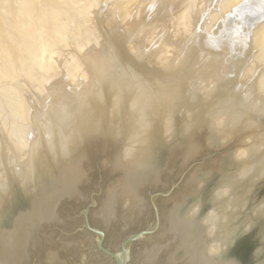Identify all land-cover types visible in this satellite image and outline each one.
<instances>
[{
	"label": "water",
	"instance_id": "water-1",
	"mask_svg": "<svg viewBox=\"0 0 264 264\" xmlns=\"http://www.w3.org/2000/svg\"><path fill=\"white\" fill-rule=\"evenodd\" d=\"M97 81L98 99L67 116L47 111L51 151L38 127L26 178L0 135V264H264L255 208L264 188L245 193L250 183L237 172L246 163L232 156L264 145L242 142L264 131V117L233 109L241 122L217 131L205 100L180 98L162 129L160 117L132 115L122 89L114 107L104 77ZM244 119L260 129H242ZM223 188L226 196L214 195Z\"/></svg>",
	"mask_w": 264,
	"mask_h": 264
},
{
	"label": "bare ground",
	"instance_id": "bare-ground-1",
	"mask_svg": "<svg viewBox=\"0 0 264 264\" xmlns=\"http://www.w3.org/2000/svg\"><path fill=\"white\" fill-rule=\"evenodd\" d=\"M23 1H26V0H23ZM22 1V2H23ZM28 1V0H27ZM27 1H26V4H27ZM51 1V0H50ZM53 1V0H52ZM75 1V0H74ZM89 2H88V4H87V2H85L86 4H87V6H86V4L83 6V5H79L80 6V8H84L85 6V9L86 10H90L91 9V12L93 13V14H95V15H97V13H99L100 11H101V13H104V18L102 17V18H100V20L102 21V23H101V21H100V23H101V25H103V27L101 28V29H105V27L107 26V25H112L113 24V22H114V24H115V20L112 18V11L113 10H111L110 8H112V5L110 6V4L109 5H106L104 8H102V5H101V3L100 2H98L97 0H88ZM101 2H102V0H100ZM126 1H128V0H126ZM134 1V0H133ZM137 1V3H139V2H141L142 4L144 3V4H149V5H147V6H150V8H152V14H151V10H150V8H149V10H148V8H147V6H145L144 4V6H145V10L147 11H149L148 12V15H146V11L144 12H142V14L143 13H145L144 14V17L142 18V14H141V17L138 15L139 13V11H138V9L139 8H137L136 10H135V7H136V5H135V7H134V9H132V10H130V8H129V10L131 11V12H133L134 10H135V12L137 11V13H136V15H137V18H136V15H133V18H132V16H131V20L133 21V19H134V16H135V18L136 19H138V20H136V19H134V21H135V24H132V23H130V22H132V21H130L129 22V20H128V23H130V24H132V25H129V24H126V23H122L121 22V24H118L117 22H119L118 20V17H117V21H116V23H117V26H116V30H117V35H115L116 33L113 31V36L115 35V36H117V37H120L121 35H126V38L127 39H125V37L124 36H122V38H121V41H123L124 39H125V41L127 42V41H129L128 43V45L127 46H129L130 45V42L132 43V46H133V48H134V51L136 50L137 52H134V53H138V51H139V53L138 54H140L141 55V53H140V51L142 50V52H144V51H148V48H147V46H149V41H148V39H149V37L148 36H146V34H147V32L148 31H150L151 30V32H150V34L152 35V33L153 32H155V33H153V37H152V39H149L150 41L151 40H153V38H154V41H152V42H154V43H156V44H152V43H150V46L149 47H154V45H156V49H154V48H151V49H153V51H156V54L158 53L159 54V52L161 53V54H163V50L164 49H166V48H169V49H172L173 47H177V44H178V41L177 42H175V40L174 41H172V39H173V37L171 38V36L172 35H177L178 37L179 36H181V35H183V38H186L187 37V39H188V41L189 42H191V40H192V42L190 43V44H188L189 42H187V43H184V42H186L187 41V39H186V41H184V42H182L181 41V43H184V47H185V49H183V48H181V51L179 52V49H178V52L177 53H175L174 52V54L172 53V57L170 56V58H168L169 60H170V64H175L177 61H179L180 59H181V61L182 62H177V64L178 63H182V65L184 66V65H187L186 66V68H189L190 67V65H192L191 63H194V65H197L196 66V70L197 71H199L200 72V74H199V80L201 79L202 80V82L204 81L205 82V80H207L209 77H212L211 79H210V81L211 82H209V84H210V86H209V88L207 87V85H209L208 84V82H205V83H202V82H198L199 80L197 79V78H195V77H197V76H195V77H193V78H195V79H197V82L198 83H202V84H200V85H202V87L199 85H197L199 88H200V92L198 93L199 94V96H201V98H205V97H207V96H209L208 95V93H214V97H213V100L214 101H212L211 103H212V106H214L213 107V111L215 112V116L214 117H211L210 116V120L208 121V124H209V126L212 128V126L211 125H215V127H218V128H220V129H217V131H222V130H224V128H225V124L227 123V122H231V121H233L231 118L234 116V113H232L231 111L233 110V109H242V110H250V111H252V112H254V111H260V112H264V0H144L143 2H142V0H136ZM17 2V4H19V0H3V2L1 3L0 2V22L2 21H6V20H10V16H12V17H14L15 15H16V12H15V15L13 16V12H11V5H13V4H15ZM49 2V1H48ZM56 2V1H55ZM73 2V1H72ZM112 2V1H111ZM53 3V2H52ZM121 3V2H120ZM136 3V4H137ZM16 4V5H17ZM22 4V3H21ZM26 4H25V6H26ZM63 4V3H62ZM84 4V3H83ZM103 4H104V2H103ZM123 4V3H122ZM124 4H125V2H124ZM28 5V4H27ZM48 5V4H47ZM57 5V4H56ZM66 5V4H65ZM142 5V6H143ZM15 6V5H14ZM19 6V5H18ZM24 6V5H23ZM54 6V5H53ZM53 6H51V8L50 9H52V7ZM67 6V5H66ZM69 6V5H68ZM78 6V7H79ZM125 6V5H124ZM128 6V5H127ZM133 6V5H132ZM48 7V6H47ZM65 7V6H64ZM120 7V6H119ZM122 7V6H121ZM137 7H139V5H137ZM36 8V7H35ZM37 8L39 9L40 7L37 5ZM54 8V7H53ZM72 8V7H71ZM147 8V9H146ZM46 9V8H45ZM48 9V8H47ZM55 9V8H54ZM58 9V8H57ZM68 9H70V7L68 8ZM81 9V10H82ZM123 9V8H122ZM122 9H121V11H122ZM141 9V8H140ZM175 10V11H177L176 12V14H174V15H176V17H178V18H181V23H180V21L179 22H176V24L175 23H173V22H169V21H167L166 20V17L164 16V15H166V13H169V12H171L172 10ZM40 10H41V8H40ZM40 10H38V11H40ZM53 10V9H52ZM66 10V9H65ZM72 10H74V9H72ZM80 10V11H81ZM116 10V9H115ZM115 10H114V12H115ZM126 10V9H125ZM128 10V9H127ZM143 9H141V11H142ZM35 11H36V9H35ZM48 11V10H47ZM60 11V10H59ZM61 11H62V9H61ZM67 11V10H66ZM75 11H76V9H75ZM74 11V12H75ZM129 11V15H131V12ZM175 11H173V12H175ZM24 12H25V10H24ZM23 12V13H24ZM37 12V11H36ZM52 12V11H51ZM67 12H69V11H67ZM18 13H20V12H18ZM27 13V12H26ZM48 13V12H47ZM50 13V12H49ZM49 13L48 14H46V15H48L47 17H46V15H43V16H45V18H51L52 20H50V21H52L50 24V26H49V30H47L46 32L47 33H49L48 35H50V37H51V40L53 39H56L57 41L59 40V41H63L62 43L65 45V47H67V45L70 47V46H73L72 48H74V50H72V51H65V53H62V52H58L57 54H58V59H59V61H60V67H62L63 68V70L65 71V69H66V73H64V74H66L67 76H69V80L71 81L70 83H72L73 82V84H74V81L77 83V81H78V74H80V72H81V70H80V72H79V69H81L82 67V76H83V72L87 75L88 73H89V66H96V65H98L99 66V68H100V70L102 71V69L103 68H106V64H108V65H110L109 66V68L118 60V59H121V57H122V55H123V53H122V51L120 52V55H115V56H112L111 54H109L108 55V52H109V50L110 49H108V47H105L104 48V46H105V44H103L104 43V41L103 40H101L102 39V37H101V39H100V35L98 34V33H96V32H93L92 33V35H89V34H87V33H85L84 34V32H82L83 33V35H82V33L81 32H79L80 30H79V28L77 29H75V28H73L74 26H75V22L76 21H73L74 19L72 18V20H70L69 18H67V20L65 21L64 19H66V18H62V17H64L65 15H66V12H65V14H62V12H61V14L62 15H64V16H60L59 15V13L58 12H56L55 14H53V16L52 15H50V17H49ZM63 13H64V11H63ZM69 13H72V12H69ZM28 14V13H27ZM92 14V15H93ZM100 14V13H99ZM117 14V13H116ZM116 14H113L114 15V17H115V15ZM133 14H135L134 12H133ZM149 14H151V15H149ZM18 15V14H17ZM30 15V14H29ZM71 15V14H70ZM103 15V14H102ZM129 15H127V16H129ZM146 15V16H145ZM170 16H171V13L169 14ZM19 16V15H18ZM21 16H23V15H21L20 14V16L19 17H17V18H19L20 20L17 22V23H22V20L23 19H25L24 18V16H26V14L23 16V18L21 19ZM89 16H91V15H89ZM100 16H101V14H100ZM139 16V17H138ZM170 16H169V18H170ZM42 17V16H41ZM93 17H95V16H93ZM146 17V19H144ZM172 17V16H171ZM175 17V20L177 19ZM17 18H16V20L15 21H17ZM44 18V19H45ZM116 18V17H115ZM130 18V17H129ZM28 18H26L25 19V21L27 20ZM33 19V21H34V18H32ZM31 19V20H32ZM43 19V20H44ZM47 19V20H48ZM75 19H76V17H75ZM93 19V18H92ZM103 19V20H102ZM156 19V20H155ZM28 20H30V17H29V19ZM27 20V22H28V25L27 26H29V22L31 21H28ZM38 20H40V19H38ZM61 20H64L63 22H64V24H67L66 22H70V23H72L73 24V22H74V26H72V25H70V24H68V25H66V27H65V25L63 26L62 25V21ZM122 20V19H121ZM125 20V19H124ZM156 22H155V21ZM170 20V19H169ZM172 20V19H171ZM190 20V22H189V24L187 23L186 24V22H188V21ZM200 20V21H199ZM202 20V21H201ZM24 21V22H25ZM78 21V20H77ZM134 21H133V23H134ZM167 21V22H166ZM177 21V20H176ZM201 22V24H203L204 25V27H203V25H201L200 26V31L198 30L197 31V29H199L198 28V26H197V24H199V23H195V22ZM26 22V23H27ZM36 22V21H35ZM83 22V21H82ZM98 22V21H97ZM97 22H95L96 24H97ZM124 22V21H123ZM191 22H194V24H196V27H197V29L195 30V28H193V27H191L190 28V30H191V34L194 32V31H192V30H195V32H198V33H195V34H193V35H191L190 34V31L188 32L189 34H190V37H192L191 39H189V37H188V35L189 34H185V32L187 33V31L186 30H188L187 28H189V25L190 26H193V25H191L190 23ZM203 22V23H202ZM11 23H12V20H11ZM10 22H9V25H12ZM15 23V22H14ZM16 23V24H17ZM32 23H34V22H32ZM31 23V24H32ZM48 23V22H47ZM100 23H98V25L100 24ZM15 24V25H16ZM36 24V23H35ZM78 24V23H77ZM80 24V23H79ZM15 25H13V26H15ZM22 25V24H21ZM20 24L18 25V26H21ZM25 25V24H24ZM97 25V26H98ZM200 25V24H199ZM12 26V27H13ZM31 26V25H30ZM37 26H39V28H40V24L38 23L37 24ZM70 26H72L71 28L72 29H75V31L76 30H78V31H72V29H71V31H72V33L70 32H66V30H65V28L67 29V27H69L70 28ZM78 26V25H77ZM76 26V27H77ZM89 26V25H88ZM91 26V25H90ZM176 26H178L177 28L179 29L178 31H180V32H178V31H174V28L175 29H177L176 28ZM12 27H11V29H12ZM17 27V26H16ZM16 27H15V29H16ZM32 27V26H31ZM79 27V26H78ZM93 27V26H92ZM143 27H144V29H146V30H143ZM147 27V28H146ZM30 28V27H29ZM46 28V27H45ZM68 28V29H69ZM81 28V27H80ZM107 28V27H106ZM110 28V27H109ZM149 28V29H148ZM151 28V29H150ZM170 28L175 32H173V34H170L171 33V30H170ZM193 28V29H192ZM21 29V31L22 32H24L25 30H23V29H27V27L26 28H23L22 29V27L20 28ZM32 29H34V27L32 28ZM41 30L43 29V28H40ZM94 29V28H93ZM98 29V28H97ZM96 29V30H97ZM18 30V29H17ZM16 30V31H17ZM31 30V29H30ZM90 30V29H89ZM115 30V31H116ZM148 30V31H147ZM169 30H170V32H169ZM6 31V24H1L0 25V33H2V35H4L5 33H7V32H5ZM94 31V30H93ZM111 31V32H112ZM146 32L145 33V35H143V32ZM153 31V32H152ZM14 31H12V33H13ZM21 32V33H22ZM26 32V31H25ZM41 32V35H42V32H43V34H44V31H40ZM79 32V33H78ZM91 32H92V30H91ZM4 33V34H3ZM21 33H20V35H21ZM33 33H35V32H33ZM36 33H37V31H36ZM68 33V34H67ZM94 33H96V34H94ZM23 34H26L27 35V33H23ZM39 35H40V33H38ZM80 34V35H79ZM118 34H120V36H118ZM149 34V33H148ZM156 34V35H155ZM11 35H13V36H10V35H8V36H10L11 38L13 37H15V35H19V32L16 34V33H14V34H11ZM19 35V36H20ZM32 35V34H31ZM31 35L29 36L28 35V38L29 37H31ZM36 35V34H35ZM39 35H37L38 37H39ZM40 35V36H41ZM47 35V34H46ZM93 35H95V36H93ZM111 36H112V34H110ZM110 35H108V37H110ZM184 35H185V37H184ZM0 36H1V34H0ZM2 37V36H1ZM8 38V42H9V39H11V38ZM17 37V36H16ZM34 37V36H33ZM33 37H31V38H29V40L31 39L32 40V38ZM50 37H48V38H50ZM105 37V36H104ZM123 37H124V39H123ZM5 38V46H7L8 44L10 45H12L13 43H10L11 42V40H10V42L7 44L6 43V37H4L3 36V38L2 39H0L1 41H0V48L2 47V46H4V45H2V44H4V42H3V39ZM19 37H17V39H18ZM25 37L23 36L22 37V39H23V42L26 40V38L24 39ZM44 38V37H43ZM48 38H47V36H46V39L48 40ZM119 38V39H120ZM134 38H136V42L137 43H135V40H133ZM137 38H138V40H137ZM175 38L177 39V37L175 36ZM33 39H35V38H33ZM41 39H42V37H41ZM45 39V40H46ZM110 39V38H109ZM108 39V40H109ZM123 39V40H122ZM156 39V40H155ZM179 39H180V37H179ZM15 40V39H14ZM38 40V39H37ZM40 40V39H39ZM44 40V41H45ZM51 40H48L50 43L53 41H51ZM55 40V41H56ZM19 41L21 42V39H19ZM18 41V42H19ZM27 41H28V39H27ZM35 40H33L32 41V47H35V50H31V52L30 53H32V51L34 52H36V55H35V57H33V59L35 58V64H36V66H38L39 68H40V70H41V72L42 71H46V69H48L47 68V66H45L44 65V63L46 62V59H47V57L48 56H45L47 53L45 52V54H43V51H45V47H44V49H42V46H41V44H39V41H36V42H34ZM54 41V42H55ZM156 41V42H155ZM23 42H21V43H23ZM48 42V43H49ZM134 42V43H133ZM145 42V43H144ZM2 43V44H1ZM21 43H19V44H17L16 43V41H15V44H17V46H15V44L13 45V46H15V47H18V49H19V45L21 44ZM60 43V42H59ZM125 43V42H124ZM147 43H148V45H147ZM177 43V44H176ZM180 42H179V45H178V47L180 48V47H183V44L180 46V44H181ZM23 44H25L26 46H27V44H29V41H28V43L25 41V43H23ZM23 44H21V46H25V45H23ZM144 44H145V46H146V49H143V48H145L144 47ZM152 44V45H151ZM186 44H188V45H186ZM45 45V44H44ZM49 45V44H48ZM63 45V46H64ZM142 45H143V47H142ZM21 46H20V50H21ZM25 46V47H26ZM189 46V47H188ZM14 47V49H17V48H15ZM51 47V48H50ZM130 47V46H129ZM47 50H50V49H52V46H47ZM22 49H25V50H27L26 48H24V47H22ZM34 49V48H33ZM132 49V48H131ZM150 49V50H151ZM43 50V51H42ZM55 50V49H54ZM144 50V51H143ZM149 50V51H150ZM166 50H168V49H166ZM2 51V50H1ZM0 51V52H1ZM22 51V50H21ZM21 51H15V52H18V55H20V54H22V52ZM53 51V50H52ZM51 51V52H52ZM59 51V50H58ZM133 51V50H132ZM152 50H151V52H153ZM10 52V51H9ZM19 52H20V54H19ZM24 52V51H23ZM28 53H29V49H28V51H27ZM56 52V51H55ZM66 52H68V53H66ZM150 52V53H151ZM167 52V51H166ZM54 53V52H53ZM149 53V54H150ZM16 54L17 53H15V56H16ZM55 54V53H54ZM54 54H50L51 55V57H52V55H54ZM137 54V55H138ZM147 54H148V52L146 53V57H147ZM14 55V54H13ZM12 55V56H13ZM23 55H24V53H23ZM34 55H30V58H31V56H34ZM139 55V56H140ZM152 55H154L153 53H152ZM170 55V54H169ZM174 55V56H173ZM6 56V55H5ZM27 56H28V54H27ZM98 56H100V58H101V56H102V58L104 57L105 58V60H103V62L102 61H100V59H99V57ZM142 56V55H141ZM145 56V55H144ZM144 56H142V57H144ZM162 56V55H161ZM14 57V56H13ZM151 57V56H150ZM154 57H157V55L156 56H154ZM153 57V58H154ZM163 57V56H162ZM161 57V58H162ZM1 58V57H0ZM15 58V57H14ZM23 58V57H22ZM54 58V56L51 58V59H53ZM95 58H97V59H99V63L97 62V63H95L94 61L95 60H97V59H95ZM7 59V58H6ZM23 59H25V58H23ZM22 59V61H24ZM48 59H50V58H48ZM51 59H50V61H51ZM95 59V60H94ZM141 59V58H140ZM168 59H161V60H166V63H168L167 62V60ZM16 60V59H15ZM30 60H32V59H29V61ZM94 60V61H93ZM155 60V59H154ZM11 61V60H10ZM9 61V62H10ZM50 61H48L49 63H51V62H53L54 63V61H55V58H54V61L52 60L51 62ZM58 60L56 61V62H59ZM159 61V60H158ZM199 62V63H197V62ZM206 61H208L207 63H204V62H206ZM4 62H5V60H4ZM8 62V63H9ZM32 62V61H31ZM55 62V63H56ZM84 62V64L85 65H81V63H83ZM92 62V63H91ZM95 64H94V63ZM210 62H213V63H217V64H215L216 65V67L215 68H211V66L209 67V66H205L204 64H211ZM6 63H7V61H6ZM12 63H14V60L12 61ZM23 63H25V62H23ZM28 63V62H27ZM26 63V64H27ZM48 63V64H49ZM53 63H52V68H53ZM54 63V64H55ZM62 63V64H61ZM90 63V64H89ZM113 63V64H112ZM3 64V63H2ZM10 64H11V62H10ZM10 64H9V66H10ZM18 64H19V61H18ZM22 64V63H21ZM20 64V65H21ZM29 64V63H28ZM28 64H27V66H28ZM31 64V63H30ZM47 64V65H48ZM13 65V64H12ZM25 65V64H24ZM57 65V67H58V69L60 68L58 65H59V63H57L56 64ZM105 65V67H103ZM194 65H192V67L194 66ZM8 66V65H7ZM49 66H51V64L49 65ZM101 66V67H100ZM164 66H165V68L167 69L168 68V64H167V66L165 65V63H164ZM175 66V65H174ZM173 66V67H174ZM0 67H3V66H1V64H0ZM4 67H6L5 66V64H4ZM19 67V66H18ZM17 67V68H18ZM31 67H33V64H32V66ZM108 67V66H107ZM161 67H163V66H161ZM176 67H177V65H176ZM176 67H175V69H176ZM179 67V66H178ZM185 67V66H184ZM209 67V68H208ZM17 68L15 67L14 69H16L17 70ZM23 68V67H22ZM27 68V67H26ZM38 68V69H39ZM54 68H55V66H54ZM96 67H94V70H96V69H98V67L95 69ZM109 68H106V69H109ZM112 68H113V66H112ZM164 68V67H163ZM186 68H184V69H186ZM191 68V67H190ZM188 69V70H191V71H193V74L195 75V73H196V75H198L197 73H199V72H195L194 73V70L193 69ZM33 69V68H32ZM31 68L29 69L30 70V72H31V70H32ZM106 69H104L102 72H104V71H108V70H106ZM170 68H168L167 70H169ZM174 69V70H175ZM199 69V70H198ZM211 69V70H210ZM3 70H4V68H3ZM7 70H10V67H8V69ZM19 70H21V69H19ZM23 70H26L25 68L23 69ZM22 70V71H23ZM33 70H36L35 68L33 69ZM50 70V69H49ZM57 70V69H56ZM62 70V69H61ZM62 70V71H63ZM172 70H173V68H172ZM179 70V69H178ZM187 70V71H188ZM195 70V71H196ZM11 71V70H10ZM27 71V73H28V70H26ZM26 71H23V73H22V75H20V74H17V75H20V77H22L23 78V76H24V73L26 72ZM37 71V70H36ZM58 72L60 71V70H57ZM56 71V72H57ZM92 71V70H91ZM97 71L98 70H96L95 72L97 73ZM100 71V72H101ZM111 71V69L108 71V72H110ZM170 71V70H169ZM191 71H188V73L186 72V77H187V74H189V76H190V74L192 73ZM4 72H6V71H4ZM3 72V74H5ZM16 72V71H15ZM29 72V73H30ZM41 72L38 74V75H36L37 74V72H36V74H35V72L33 71L32 72V74L30 73V75H26L25 77L27 78L28 76H30V79H31V82H33V83H35V82H37V83H35V84H32L31 82V84L28 82V84L27 85H29L30 84V86L31 85H34L33 87H35V85L36 84H39V85H43V89H44V87H46L48 90H46V92H48L47 93V95L48 94H50V95H52V101H55V106L54 107H52V105H53V103L52 104H50V106H48L47 105V103L46 102H42L40 105H41V107H42V109H40L39 107V109L38 108H36V109H30V108H26L25 107V103H26V105L28 104L27 102H24V101H22V102H24V106H22V105H20V103L19 102H16L14 99H16V100H18V98H16L15 96L16 95H14V97H13V95L12 94H6L4 97H3V99L4 100H2L1 98V101H0V125L2 126V131L4 132V134H5V137L8 139H11L12 141L11 142H14L15 143V145L17 146L16 147V150H18V152H19V156L20 157H18V158H20L21 159V161H19L20 163H24V165L26 166V167H24V169L26 168L27 169V167H28V165H26V164H28L27 163V161H28V149H29V146H30V144L36 139L35 138V136H37V134H33V133H35L34 131L35 130H33L32 128H30V130H28V128H27V123H29V120H28V122H26L25 124H27V125H25L24 123H23V121L21 120V118H20V115L21 116H25V118L26 117H29V118H34L35 120H36V118L37 119H39V121H40V119H44L45 118V116L47 115V111H45V109L43 108V106H45V105H47L49 108L50 107H52V109L54 110V112H58L59 114H61V115H64L65 113L67 114V112L68 111H70L71 109L73 110V109H75V108H77V107H79L80 108V106H81V104L80 103H82V102H80V101H82V100H80L79 101V96H77L76 98H74L75 100L78 98V100H76L77 102L79 101V103H77L75 100H73V103H75V104H71L72 103V100H70V97H68L69 99L67 100V96H65V95H68L67 94V92H68V90H66V92H65V90L63 91L62 90V87H63V89H65L64 87H66V86H63L62 84H60L59 85V83H61V81L60 80H58V78H55V77H53L52 75H50V73H46L45 75L43 74V75H40L41 74ZM47 72V71H46ZM50 72H52V71H50ZM55 72V71H54ZM53 72V73H54ZM61 72V71H60ZM100 72H98L99 73V75H101V73ZM112 72H114V74L116 73L115 71H112ZM172 73H173V71H171ZM171 72H170V75H171ZM190 72V73H189ZM12 73V72H11ZM11 73H8V74H11ZM16 73H19L18 72V70H17V72ZM28 73V74H29ZM8 74H7V76H8ZM59 74H62V73H59ZM58 74V75H59ZM103 74V73H102ZM111 74V72L110 73H105L104 75H106V78L108 77V75H110ZM119 74V73H118ZM169 74V73H168ZM192 74V75H193ZM13 75V74H12ZM11 75V76H12ZM17 75H15V77L17 76ZM123 74H121L120 73V75H117V78L119 77V80L120 79H122V76ZM192 75L190 76V78L192 77ZM62 76V75H61ZM80 76V75H79ZM82 76H80V78L82 77ZM126 76V75H125ZM124 76V77H125ZM172 76V75H171ZM171 76H169L170 77V79H171ZM174 76V75H173ZM201 76V77H200ZM206 76H207V78H206ZM19 77V76H18ZM105 77V76H104ZM111 77L113 78V76L111 75ZM115 77H116V74H115ZM123 77V78H124ZM126 77H128V76H126ZM168 76L167 77H165V78H169ZM185 77V78H186ZM63 78V77H62ZM64 78H65V76H64ZM83 78H85L84 76L81 78V79H83ZM95 78V77H94ZM192 78V79H193ZM29 79V80H30ZM68 79V78H67ZM81 79H79V80H81ZM92 79V78H91ZM23 80V79H22ZM27 80V79H26ZM178 80V79H177ZM23 81H25V79L23 80ZM28 81V80H27ZM169 81V80H168ZM167 81V82H168ZM170 81H174V79L173 80H170ZM179 81H181V78H180V80ZM178 81V82H179ZM208 81V80H207ZM87 82V81H86ZM93 82V81H92ZM164 82V84L166 83L165 81H163ZM175 82V81H174ZM177 82V86L176 87H178L179 85H180V87H181V84L180 83H178ZM192 82H193V84L195 85V83L194 82H196V80L194 81V80H192ZM27 83V82H26ZM26 83H24V84H26ZM128 83H129V86L128 87H130L131 88V92L129 93L128 92V107H129V109H130V113L131 114H135V116H147V112L145 113V112H143L144 110H146L147 109V111H148V109H149V107H151V106H153V104H151V103H149L148 102V100L150 99V100H152V102H153V99H155L154 98V96H155V94H156V96L158 97V95L160 96L161 94H160V92H158V91H155L156 89H152V87H151V85L148 83V81H146V79L145 78H142V77H140V75H137V74H133L132 73V76H131V79L128 81ZM128 83H127V85H128ZM157 83H159V82H157ZM191 83V82H190ZM189 83V84H190ZM197 83V84H198ZM72 84V85H73ZM84 84H85V82H84ZM84 84H82V87L84 86ZM88 84V83H87ZM87 84H85V85H87ZM96 84H98V83H96ZM161 84L162 83H159L158 85H160L161 86ZM167 84V83H166ZM169 84H170V82H169ZM169 84H167V86H169ZM175 84V83H174ZM174 84H173V86H174ZM76 85V84H75ZM81 85V84H80ZM149 85H150V87H149ZM157 85V84H156ZM171 85H172V83H171ZM14 86V85H13ZM79 86V85H78ZM155 86V85H154ZM167 86H165L164 85V87L166 88ZM197 86H195L196 87V90H197ZM72 87V86H71ZM80 87V86H79ZM85 87V86H84ZM87 87V86H86ZM159 87V86H158ZM180 87H178V91H179V88ZM192 87H193V85H192ZM192 87H191V89H192ZM195 87H193L194 88V91H195ZM13 88V87H12ZM67 88V87H66ZM69 88V87H68ZM76 88V87H75ZM90 89L91 88H94L95 89V87L94 86H92V87H89ZM154 88V87H153ZM157 88V87H156ZM162 88H163V86H162ZM161 88V89H162ZM173 88V87H172ZM174 88H175V86H174ZM183 88V87H182ZM189 88H190V86H189ZM189 88L188 87H186V91H187V93H188V96L189 97H193V95H191V90H189ZM198 88V89H199ZM221 88H223V90L220 92L219 90L221 89ZM40 89V88H39ZM71 89V88H70ZM78 89H80V88H78ZM82 89V88H81ZM97 89H100V87L99 88H96L95 90H92V91H94V92H96L97 91ZM158 89V88H157ZM160 88H159V90H161ZM211 90V92H209V90ZM21 90V89H20ZM45 90H44V92H45ZM83 90V89H82ZM87 90H89V89H87ZM162 90H164V92L168 95L169 93L166 91L167 90V88L166 89H162ZM162 90H161V92H162ZM168 90H170L169 88H168ZM180 90H181V88H180ZM15 91H17V88H16V90ZM43 91V90H42ZM72 91V90H71ZM74 91V90H73ZM72 91V92H73ZM84 91H86L85 89H84ZM83 91V92H84ZM90 91V95L92 94L91 92V90H89ZM175 91H176V88H175ZM178 91H177V93H175L176 95L178 94V95H180L179 93H178ZM6 92H9L8 90L6 91ZM19 92V91H18ZM17 92V93H18ZM74 92H76V91H74ZM79 92H81L82 93V91H79ZM99 92V91H98ZM116 92V91H115ZM119 92V91H118ZM117 92V94H119ZM159 93V94H157V93ZM181 92V91H180ZM1 93H3L2 91H1ZM21 93V92H20ZM20 93L18 94V96H22V95H20ZM66 93V94H65ZM81 93H78V90H77V92H76V94H80V95H82ZM88 93H84V97H86V95L88 94ZM165 93H163L162 95H164ZM171 93H173V91L171 92ZM195 93V92H194ZM193 93V94H194ZM15 94V93H14ZM41 94H43V92L41 93ZM44 94H46V93H44ZM76 94H74L75 96H76ZM100 94V93H99ZM99 94H96L95 96H98ZM89 95V96H90ZM115 95V94H114ZM121 95V94H120ZM161 95V96H162ZM173 95H174V93H173ZM83 96H81L83 99H85V101H87V99L86 98H84ZM100 96V95H99ZM99 96L96 98V99H98L99 98ZM118 96V95H117ZM195 96H196V94H195ZM94 97V96H93ZM156 97V98H157ZM164 97H166V96H164ZM164 97H163V99H164ZM169 97H170V95H169ZM173 98H171V100L170 101H173V99L175 98L176 99V96H172ZM21 98V97H20ZM22 98H24L25 99V97H23L22 96ZM45 99L47 98V97H44ZM89 98V97H88ZM114 98V97H113ZM126 98H127V96H126ZM72 99V98H71ZM91 99V98H90ZM117 99V98H116ZM162 99V98H161ZM162 99V100H163ZM168 99V97H166V100ZM170 99V98H169ZM92 100H93V98H92ZM114 100V99H113ZM158 100H160V97H159V99ZM166 100H163V101H166ZM225 100V101H224ZM71 101V103H69ZM94 101V100H93ZM157 101V99L155 100V102ZM226 102L227 101V105L226 106H224L225 104L224 103H222V102ZM89 102H91V100H89ZM167 102V101H166ZM174 102H176V101H174ZM85 102H83V104H84ZM160 103H161V101H160ZM163 103V102H162ZM170 103H172V102H170ZM211 103H208V104H211ZM77 104V105H76ZM86 105H87V102L85 103ZM85 104L83 105V106H85ZM155 104V103H154ZM156 104L157 105H159L157 102H156ZM156 104H155V106L154 107H156ZM169 104V103H168ZM175 104V103H174ZM208 104H207V106H208ZM224 104V105H223ZM164 105V104H163ZM165 105H166V103H165ZM163 106V110H164V107H165V109H166V106ZM170 105V104H169ZM173 105V104H172ZM161 104H160V109H161ZM28 107V106H27ZM82 107V106H81ZM147 107V108H146ZM46 108V107H45ZM48 108V109H49ZM152 108V107H151ZM230 109V110H228V111H226L225 109ZM52 109H50V110H52ZM156 109V108H155ZM210 109V108H209ZM50 110L48 111L49 113H50ZM53 110L51 111V112H53ZM152 110V109H151ZM157 111V112H156ZM156 113L158 114V111H160L159 109L157 110L156 109ZM162 111V110H161ZM160 111V112H161ZM165 111V110H164ZM32 112V113H31ZM152 112L154 113V110H152ZM150 113V115L148 116V117H154V114L153 113ZM159 112V113H160ZM212 112V111H211ZM164 113V112H163ZM166 113V112H165ZM149 114V113H148ZM153 114V115H152ZM162 114V113H161ZM261 114V113H260ZM263 114V113H262ZM52 116H55L54 115V113H53V115ZM66 116V115H65ZM160 116V114L158 115V117ZM213 116V115H212ZM44 117V118H43ZM235 117H237V118H239L240 117V115H238V114H235V116L233 117V118H235ZM29 118H27V119H29ZM47 118V117H46ZM45 118V119H46ZM50 118V117H49ZM164 118H165V115H164ZM164 118H163V120H164ZM168 118V117H167ZM45 119L43 120L44 121V123H46L45 122ZM190 119V116L189 117H187V120H189ZM166 120V119H165ZM164 120V121H165ZM234 120H236V122L239 120V119H234ZM31 121H32V119H31ZM42 121V122H43ZM168 121V120H167ZM38 122V121H37ZM166 122V121H165ZM169 122V121H168ZM235 122V121H234ZM32 123V122H31ZM167 123V122H166ZM166 123H165V127L166 126H169V125H166ZM46 124H50V121L48 122V123H46ZM46 124L45 125H42V129H43V127H44V129H43V131H45V133H46V130H45V126H46ZM228 124V123H227ZM230 124V123H229ZM232 124V123H231ZM242 124H244V123H242ZM33 125V124H32ZM31 126V125H30ZM35 126V125H34ZM39 126V125H38ZM32 129V130H31ZM212 129H214V126H213V128ZM246 129V128H245ZM44 133V134H45ZM47 134V133H46ZM46 136V135H45ZM252 137H253V135H251ZM47 137V136H46ZM251 137V138H252ZM259 137V136H258ZM46 139V138H45ZM247 139V138H246ZM252 140H254L253 138L251 139V141L250 140H248V141H250V143L252 142ZM257 140H261V141H264V133L259 137V139H257ZM1 142V141H0ZM9 142V141H8ZM247 143V142H246ZM13 146V145H12ZM250 146V148L251 149H253L255 152H254V154L253 153H249L248 151L247 152H245V154L243 155V156H245L246 157V155H247V157L248 158H250V156L251 155H254V157L253 158H250V160L248 159L247 160V157L244 159V160H240V161H243V162H245L246 164H245V166L244 167H242L240 170H239V173H242L241 175H244V176H246V175H249V176H253V175H261L262 174V172L264 171V152H263V154L261 155V158L260 159H256L257 158V155L256 154H259V152L262 150V149H264V145H261V146H257L256 144H254V143H252V144H250L249 145ZM6 147H7V145H6ZM50 147H51V145H50ZM243 147V146H242ZM245 147V146H244ZM243 147V148H244ZM247 147H248V145L246 146V150H247ZM19 148V149H18ZM242 150V149H241ZM235 151V150H234ZM240 151V150H239ZM8 154V153H7ZM236 154V153H235ZM240 154V153H239ZM237 155H238V152H237ZM11 156V155H10ZM10 156H9V159H10ZM256 156V157H255ZM242 157V156H241ZM255 158V159H254ZM20 159H18V160H20ZM23 165V164H22ZM21 165V166H22ZM26 172H27V170H26ZM25 173V172H24ZM25 177V176H24ZM2 182V181H1ZM222 190L224 191V193H225V191H226V193H227V191H228V189L227 188H223V189H221V190H218V195H222ZM217 196V195H216ZM257 208V211H259V212H262V211H264V200L259 204V206H257L256 207Z\"/></svg>",
	"mask_w": 264,
	"mask_h": 264
},
{
	"label": "rangeland",
	"instance_id": "rangeland-1",
	"mask_svg": "<svg viewBox=\"0 0 264 264\" xmlns=\"http://www.w3.org/2000/svg\"><path fill=\"white\" fill-rule=\"evenodd\" d=\"M20 2H19V4H17V2L15 3V4H13V5H11L12 7H11V12H13V16L15 15V12H16V15L14 16V17H12V16H10V20L8 21V20H4L3 22L1 21L0 22V25L1 24H6V31L5 32H7V33H3L4 35H2V33H0L1 34V36H0V39H2L3 38V36L4 37H6V43L8 44L9 42H10V40H11V42L10 43H13L12 45L10 44H8L7 46H5V38L3 39V42H4V44H2V45H4V46H2L1 48H0V64H1V66H3V67H0V98L2 99V100H4L3 99V97L6 95V94H12L13 95V97H14V95H16L15 97L16 98H18V100H16V99H14L16 102H19L20 103V105H22V106H24L25 105V107L26 108H30V109H36V108H40V109H42V107H41V103L42 102H46L47 103V105L48 106H50V104H52L53 103V105H52V107H54L55 106V101H52L53 99V97H52V95H50V94H48L47 95V93L49 92H46V90H48L46 87H44V89H43V85H39V84H36L35 85V87H33L34 85H31L30 86V84L32 83V84H35V83H37V82H35V83H33V82H31V79H30V76H28L27 78L25 77L26 75H30V73L32 74V72L34 71L35 72V74H36V72H37V74L36 75H38L40 72H41V70H40V68L38 67V66H36V64H35V58L33 59V57H35V55H36V50H35V47H32V41L33 40H35L34 42H36V41H39V44H41V46H42V49H44V47H45V51H43V54H45V52L47 53L45 56H48L47 57V59H46V62L44 63V65L45 66H47V68L48 69H46V71H42L41 72V74L40 75H45L46 73H50V75H52L53 77H55V78H58V80H60L61 81V83H59V85L60 84H62L63 86H66V87H64L65 89H63V87H62V90L64 91L65 90V92H66V90H68V92H67V94L68 95H65V96H67V100L69 99L68 97H70V100H72V103H71V101L69 102V103H71V104H75L77 101L76 100H78V98L75 100L74 98H76L77 96H79V101L80 100H82V101H80V102H82V103H80L81 104V106H83L86 102H87V104H89L90 102H89V100H91V102L93 101V100H96V98L100 95L101 96V89H97V91L96 92H94V91H92V90H95L96 88H99L100 86H99V84H96V83H98V81H97V76L99 75V73L98 72H100L101 70H100V68H99V66L98 65H96V66H89L90 68H89V73L86 75L84 72H83V76L85 77V78H83V79H81L83 76H82V68L81 69H79V72H80V70H81V72H80V74H78L77 76H78V78L79 79H81V80H79L78 79V81H77V83L74 81V84H73V82L72 83H70L71 81V79L69 80V76H67L66 74H64V73H66V69H65V71L63 70V68L62 67H60V61H59V57H58V52L60 53V52H62V53H65V51L67 50L68 52L69 51H72V50H74V48H72L73 46H68L67 45V47H65V45L63 44L64 42L63 41H57L56 39H52L51 40V37H50V35H48L49 33H47L46 31L47 30H49L50 28H49V26L51 25L50 23L52 22V21H50V20H52L51 18H45V16H43V15H46V14H48L49 12V17H50V15H52L53 16V14H55L56 12H58L59 13V15L61 16L62 14H65V12H66V15L64 16V15H62V16H64V17H62V18H66V19H64L65 21L67 20V18H69L70 20H72V18L74 19L73 21H76L75 22V26L73 25L74 24V22H73V24L72 23H70V22H66L67 24H64V20H61L63 23H62V25L64 24L65 25V27H66V25H68V24H70V25H72V26H74L73 28H79V32H84V34L85 33H87V34H89V35H92V33L93 32H96V33H98L99 35H100V39H101V37H102V39L101 40H103L104 41V43L103 44H105V46H104V48L105 47H108V49H110L109 50V52H108V55L109 54H111L112 56H115V55H120V52L122 51V53H123V55H122V57H121V59H118L112 66H113V68H112V66L109 68V66L111 65H108V64H106V68H109V69H106V68H103L102 69V71L104 70V69H106V70H110L111 69V74L110 75H108V77L106 78V75H104L105 73L107 74V73H110V72H108V71H104V72H100L101 73V75L104 77V79H105V82H106V84H107V86H108V93H109V98H110V102H111V104L114 106V107H116L117 106V99L116 98H118V97H120L121 95V89L125 92V95L127 96V102H128V92L130 93L131 91V88L130 87H128L129 86V83H128V81L131 79V76H132V73L133 74H137V75H140V77H142V78H145L146 79V81H148V83L151 85V87H152V89H156L155 91H158V92H160V94L162 95L163 93H165L164 92V90H162L163 88L164 89H166L167 88V92L169 93L168 95L165 93L164 95H158V97L156 96V94H155V96H154V98L155 99H153V102H152V100H148V102L149 103H151V104H153V106H151V107H149V109H148V111H147V109L146 110H144L143 112H147L146 114H147V116H149L150 115V113L152 112V110H154V117H158V115L160 114V118L162 119V129H168L169 128V126H170V119H169V117H168V115L165 113V107H164V110H163V106L165 105V103H166V107H168V106H173L174 105V103H176V102H174V101H177L178 99H180V98H182V99H186V100H189V101H195V100H198V99H203V100H205L206 102H207V104L208 103H211L212 101H214L213 100V95H214V93H208V95L209 96H207V97H205V98H201V96H199V90H200V88L198 87L200 84H202V83H205V82H208V84H209V82H211L210 81V79L212 78V77H209L207 80H205V82L203 81L202 82V80L200 79H198L199 77V74H200V70L199 71H197L195 68H196V66L198 65H194V63H191L192 65H194L193 67H192V65H190V69H195L194 70V73L195 72H199V73H197L198 75H196V73H195V75L193 74V71H191V70H188L189 68H186V66L187 65H182V63H178L177 64V62H182L181 61V59L179 60V61H177L175 64H170V60L168 59V58H170V56L172 55V53L174 54V52L175 53H177L178 52V49H179V52L181 51V48H183V49H185V47H184V43H187V42H189L188 41V39H187V37L186 38H183V35H181V36H179L180 37V39H179V37L177 36V35H175L176 37H177V39L175 38V36L174 35H172L171 36V38L173 37V39H172V41H174L175 40V42H177L178 40V44H177V47H173L172 49H169V48H166V49H168V50H166V49H164L163 50V54H161L160 52H159V54L157 53L156 54V51H153V49H151V48H154V49H156L155 47H156V45H154V47H149L150 46V43H152V44H156V43H154V42H152V41H154V38L156 37H154L153 38V40H149V39H152V37H153V33H155V32H153L152 33V35L150 34V32H151V30L150 31H148L147 32V34H146V36H148L149 37V39H148V41H149V46H147V48H148V51H144V52H142V50L140 51V53H141V55L142 56H144V57H142L140 54H138L139 53V51H138V55L136 54V53H134V52H137L136 50L134 51V48H133V46H132V43L130 42V47L129 46H127L129 43V41H125V39H127L126 38V35H121L120 36V34H118V36H120L121 38H122V36H124L125 37V39H124V37H123V41H121V38L120 37H117V36H115V35H117V30L115 29L116 28V26H117V23L118 24H121V22L122 23H126V24H129V25H132V24H135V21L136 20H138V19H136L137 18V15H136V13H137V11L135 12V10L137 9V8H139L138 9V15L141 17V14H142V12L144 11H146L144 8H145V6H147V5H149V4H142L141 2H139V3H137V1L136 0H128V1H126V0H102V2L100 1V0H97L98 2H100L101 3V5H102V8H104L106 5H109L110 4V6L112 5V8H110L111 10H113L112 11V18L115 20V24H114V22H113V24L112 25H107L106 27H105V29H101L102 27H103V25H101V23H102V21L100 20V18H102L103 16H104V13H101V11L99 12L100 14H101V16H100V14L99 13H97V15H95V14H93L92 12H91V9L90 10H86L85 9V7L87 6V4H88V0H26L27 1V4H26V1H23V0H19ZM23 1V2H22ZM49 1V2H48ZM56 1V2H55ZM73 1V2H72ZM112 1V2H111ZM144 0H142V2H143ZM0 2L2 3L3 2V0H0ZM53 2V3H52ZM85 2H87V4L85 3ZM103 2H104V4H103ZM121 2V3H120ZM124 2H125V4H124ZM22 3V4H21ZM63 3V4H62ZM84 3V4H83ZM123 3V4H122ZM137 3V4H136ZM17 4V5H16ZM25 4H26V6H25ZM48 4V5H47ZM57 4V5H56ZM67 6H66V5ZM86 4V6L82 9V8H80V6L81 5H85ZM15 5V6H14ZM19 5V6H18ZM24 5V6H23ZM37 5L41 8V10H40V8L38 9L37 8ZM54 5V6H53ZM69 5V6H68ZM80 5V6H79ZM125 5V6H124ZM128 5V6H127ZM133 5V6H132ZM135 5H136V7H135ZM137 5H139V7H137ZM143 5V6H142ZM48 6V7H47ZM51 6H53L52 7V9H50L51 8ZM65 6V7H64ZM79 6V7H78ZM104 6V7H103ZM120 6V7H119ZM122 6V7H121ZM36 7V8H35ZM70 7V9H68ZM72 7V8H71ZM82 7V6H81ZM134 7H135V10L133 11L135 14H133V12H131L130 10H132V9H134ZM46 8V9H45ZM48 8V9H47ZM58 8V9H57ZM123 8V9H122ZM129 8H130V10H129ZM132 8V9H131ZM143 9L142 11H141V9ZM147 8H148V10H149V8H150V6H147ZM146 8V9H147ZM35 9H36V11H35ZM61 9H62V11H61ZM67 11H69V12H72V13H69V12H67ZM72 9H74V10H72ZM75 9H76V11H75ZM82 9V10H81ZM116 9V10H115ZM121 9H122V11H121ZM126 9V10H125ZM128 9V10H127ZM24 10H25V12H24ZM38 10H40V11H38ZM48 10V11H47ZM60 10V11H59ZM81 10V11H80ZM114 10H115V12H114ZM146 11V15H148V12L150 11L151 12V14H152V8H150V10L149 11ZM52 11V12H51ZM63 11H64V13H63ZM75 11V12H74ZM129 11L131 12V15H129ZM173 11H175L174 9L171 11V12H169V13H166V15H164L165 17H166V20L167 21H169V22H173V23H175L176 24V22H179L180 20H181V18H178V17H176V15H174V14H176V12L177 11H175V12H173ZM18 12H20V13H18ZM24 12V13H23ZM28 14H27V13ZM48 12V13H47ZM61 12H62V14H61ZM149 12V13H150ZM53 13V14H52ZM117 13V14H116ZM171 13V16L169 15ZM20 16V14L21 15H25L26 14V16H24V18L26 19V18H28L29 19V17H30V20L32 19V18H34V21H33V19L30 21V20H28V21H30L29 22V26H27L28 25V22H27V20L25 21V19H23L22 20V23H17L20 19L19 18H17V17H19L18 15ZM30 14V15H29ZM43 14V15H42ZM71 14V15H70ZM93 14V15H92ZM103 14V15H102ZM113 14H116L115 15V17H114V15ZM144 14L145 13H143L142 14V18L144 17ZM151 14H149V15H151ZM89 15H91V16H89ZM127 15H129V16H127ZM133 15H136V18H135V16H134V19H136L135 21H134V19H133V21H134V23H133V21L131 20L132 18H133ZM145 15V16H146ZM23 16H21V19L23 18ZM42 16V17H41ZM48 15H46V17H47ZM93 16H95V17H93ZM131 16H132V18H131ZM138 16V17H139ZM169 16H170V18H169ZM75 17H76V19H75ZM117 17H118V21L119 22H117L116 23V21H117ZM130 17V18H129ZM175 17L177 18L176 20H175ZM16 18H17V21H15L16 20ZM45 18V19H44ZM93 18V19H92ZM104 18V17H103ZM38 19H40V20H38ZM44 19V20H43ZM48 19V20H47ZM68 19V20H69ZM122 19V20H121ZM125 19V20H124ZM144 19H146V17L144 18ZM170 19V20H169ZM172 19V20H171ZM11 20H12V23H11ZM67 20V21H68ZM78 20V21H77ZM101 21V23H100V21ZM103 20V19H102ZM128 20H129V22L130 21H132V22H130V23H132V24H130V23H128ZM156 20V19H155ZM154 20V21H155ZM179 20V21H178ZM21 21V20H20ZM25 21V22H24ZM36 21V22H35ZM83 21V22H82ZM98 21V22H97ZM124 21V22H123ZM166 21V22H167ZM182 21V20H181ZM181 21H180V23H181ZM188 21V20H187ZM200 21V20H199ZM195 22L196 24L197 23H199V24H197V26H198V28L199 29H197V27H196V24H194V22H191L190 24L191 25H193V26H190L189 25V28H187L188 30H186L187 31V33L185 32V34L187 35V34H189L188 32L190 31V34H191V30H190V28L191 27H193V28H195V30L197 29V31L199 30L200 31V29L202 28H200V26L201 25H203V24H201V22ZM202 21V20H201ZM9 22L12 24V25H9ZM15 22V23H14ZM27 22V23H26ZM32 22H34V23H32ZM48 22V23H47ZM95 22H97V24L95 23ZM137 22V21H136ZM156 22V21H155ZM189 22H190V20L188 21V22H186V24L188 23L189 24ZM17 23V24H16ZM32 23V24H31ZM36 23V24H35ZM40 24V28H43L42 30L39 28V26H37V24ZM78 23V24H77ZM80 23V24H79ZM98 23H100L99 25H98ZM203 23V22H202ZM16 24V25H15ZM21 25V26H18V25ZM25 24V25H24ZM13 25H15V26H13ZM32 27H31V26ZM63 25V26H64ZM79 27H78V26ZM89 25V26H88ZM91 25V26H90ZM98 25V26H97ZM116 25V26H115ZM13 26V27H12ZM17 26V27H16ZM72 26H70V28L69 27H67V29L65 28V30H66V32H71L72 33V31L74 30L75 31V29H72L71 27ZM77 26V27H76ZM93 26V27H92ZM102 26V27H101ZM11 27H12V29H11ZM15 27H16V29H15ZM22 27V29L23 28H26L27 27V29H23V30H25L24 32H22L21 31V28ZM30 27V28H29ZM34 27V29H32ZM46 27V28H45ZM51 27V26H50ZM81 27V28H80ZM110 27V28H109ZM178 26H176V28H177ZM203 27H204V25H203ZM49 28V29H48ZM69 28V29H68ZM94 28V29H93ZM98 28V29H97ZM147 28V27H146ZM192 28V29H193ZM18 29V30H17ZM31 29V30H30ZM71 29H72V31H71ZM90 29V30H89ZM97 29V30H96ZM149 29V28H148ZM151 29V28H150ZM17 30V31H16ZM91 30H92V32H91ZM94 30V31H93ZM116 33L114 36H113V31ZM116 30V31H115ZM143 30H146V29H144V27H143ZM170 30H171V33L170 34H173V32L174 31H178L179 29L177 28V29H175L174 28V31L170 28ZM170 30H169V32H170ZM195 30H192V31H194L191 35H193V34H195V33H198V32H195ZM12 31H14L13 33H12ZM36 31H37V33H36ZM40 31H44V34H43V32H42V35H41V32ZM76 31H78V30H76ZM75 31V32H76ZM112 31V32H111ZM173 31V32H172ZM19 32V35H20V33H21V35L19 36V35H15V37L13 38H11L10 36H13V35H11V34H14V33H18ZM33 32H35V33H33ZM78 32V33H79ZM178 32H180V31H178ZM23 33H27V35L26 34H23ZM38 33H40V35L38 34ZM96 33H94V34H96ZM145 31L143 32V35H145ZM149 33V34H148ZM175 33V32H174ZM32 34V35H31ZM36 34V35H35ZM47 34V35H46ZM68 34V33H67ZM110 34H112V36L110 35ZM190 34L188 35V37H189V39H191L192 37H190ZM8 35H10V36H8ZM28 35L30 36L31 35V37H33V38H35V39H33L32 38V40L30 39L29 40V38H31V37H29L28 38ZM37 35H39V37L37 36ZM80 35V34H79ZM82 35H83V33H82ZM108 35H110V37H108ZM156 35V34H155ZM19 37L18 39H17V37ZM27 37L26 38V42L28 43V41H29V44H27V46L25 45V44H23V43H25V41L23 42V39H22V37ZM46 36H47V38L48 37H50V38H48V40H51L52 42L50 43L47 39H46ZM93 36H95V35H93ZM105 36V37H104ZM11 38V39H9V42L7 41L8 40V38ZM41 37H42V39H41ZM44 37V38H43ZM184 37H185V35H184ZM24 38V39H25ZM110 38V39H109ZM120 38V39H119ZM15 39V40H14ZM19 39H21V42H23V43H21L20 41H19ZM27 39H28V41H27ZM38 39V40H37ZM40 39V40H39ZM46 39V40H45ZM109 39V40H108ZM186 39H187V41H186ZM45 40V41H44ZM56 40V41H55ZM133 40H135V43H137L136 42V38H134ZM137 40H138V38H137ZM156 40V39H155ZM186 41V42H184V41ZM1 41V40H0ZM15 41H16V43L17 44H19V43H21V44H23V45H25V46H21V44L19 45V49H18V47H15V46H17V44H15ZM19 41V42H18ZM55 41V42H54ZM181 41L182 42H184V43H181ZM41 42V43H40ZM49 42V43H48ZM60 42V43H59ZM63 42V43H62ZM125 42V43H124ZM156 42V41H155ZM179 42L181 43L180 44V46L183 44V47H178V45H179ZM191 42H192V40H191ZM191 42H189L188 44H190ZM134 43V42H133ZM145 43V42H144ZM15 44V46H13ZM45 44V45H44ZM49 44V45H48ZM151 44V45H152ZM188 44H186V45H188ZM64 45V46H63ZM147 45H148V43H147ZM20 46H21V50H20ZM47 46L49 47V46H52V49H50V50H47L48 48H47ZM14 47L15 48H17V49H14ZM22 47H24V48H26L27 50H25V49H22ZM142 47H143V45H142ZM144 47L145 48H143V49H146V46H145V44H144ZM189 47V46H188ZM34 48V49H33ZM51 48V47H50ZM132 48V49H131ZM28 49H29V53L27 52L28 51ZM55 49V50H54ZM153 51V52H151V50ZM21 51L22 52V54H20V52H19V54L20 55H18V52H15V51ZM31 50H35L34 52L32 51V53H30L31 52ZM53 50V51H52ZM59 50V51H58ZM133 50V51H132ZM150 50V51H149ZM10 51V52H9ZM24 51V52H23ZM52 51V52H51ZM56 51V52H55ZM167 51V52H166ZM55 54H54V53ZM68 52H66V53H68ZM148 52V54H147V57H146V53ZM151 52V53H150ZM15 53H17L16 54V56H15ZM23 53H24V55H23ZM150 53V54H149ZM152 53L154 54V55H152ZM14 54V55H13ZM27 54H28V56H27ZM35 54V55H34ZM50 54H54V55H52V57L54 56V58H55V61H54V58L53 59H51L52 57H51V55ZM170 54V55H169ZM6 55V56H5ZM15 57H13V56ZM30 55H34V56H31V58H30ZM140 55V56H139ZM157 55V57H154V56H156ZM163 57H162V56ZM151 56V57H150ZM174 56V55H173ZM25 58V59H23V58ZM99 57V59H100V61H102L103 62V60H105V56L102 58V56H101V58H100V56H98ZM154 57V58H153ZM162 57V58H161ZM172 57V56H171ZM7 58V59H6ZM48 58H50L51 59V61L53 60L54 61V63L58 60L59 62H56L55 64L53 63V62H51L50 61V59H48ZM141 58V59H140ZM168 59L167 60V62L168 63H166V60H161V59ZM16 59V60H15ZM22 59L24 60V61H22ZM29 59H32V60H30L29 61ZM95 59H97V58H95ZM94 59V60H95ZM99 59H97V60H93L95 63H97L98 61H99ZM155 59V60H154ZM4 60H5V62H4ZM11 60V61H10ZM14 60V63H12V61ZM159 60V61H158ZM6 61H7V63H6ZM11 62V64H10V62ZM18 61H19V64H18ZM32 61V62H31ZM48 61H50L51 63H49ZM97 61V62H96ZM99 61V62H100ZM9 62V63H8ZM23 62H25V63H23ZM29 64H28V63ZM93 62V63H94ZM98 62V63H99ZM197 62V61H196ZM208 61H206V62H204V63H207ZM3 63V64H2ZM22 63V64H21ZM28 64V66H27V64ZM31 63V64H30ZM49 63V64H48ZM52 63H53V68H52ZM57 63H59V69H58V67H57ZM92 63V62H91ZM94 63V64H95ZM164 63H165V65L167 66V64H168V68H170L169 70H167L166 68H165V66H164ZM197 63H199V62H197ZM211 64H204L205 66H211V68L213 69V68H215L216 67V65L215 64H217V63H213V62H210ZM4 64H5V66L6 67H4ZM9 64H10V66H9ZM13 64V65H12ZM21 64V65H20ZM25 64V65H24ZM32 64H33V67H31L32 66ZM48 64V65H47ZM51 64V66H49ZM62 64V63H61ZM86 64V63H85ZM84 64V62L83 63H81V65L83 66V65H85ZM90 64V63H89ZM200 64V63H199ZM8 65V66H7ZM175 65V66H174ZM176 65H177V67H176ZM19 66V67H18ZM54 66H55V68H54ZM108 66V67H107ZM161 66H163V67H161ZM174 66V67H173ZM179 66V67H178ZM8 67H10V70H7L8 69ZM17 68V70H18V72L19 73H16L17 72V70L16 69H14V68ZM23 67V68H22ZM27 67V68H26ZM94 67H98V69H96V70H98L97 71V73L95 72L96 70H94ZM101 67V66H100ZM103 67H105V65L103 66ZM175 67H176V69H175ZM208 67V68H209ZM3 68H4V70H3ZM26 69V70H28V73L30 72V68L32 69H36V70H31V72L28 74L27 73V71L26 70H23V69ZM39 68V69H38ZM172 68H173V70H172ZM184 68H186V69H184ZM19 69H21V70H19ZM50 69V70H49ZM60 70L59 72L57 71V70ZM63 71H62V70ZM175 69V70H174ZM179 69V70H178ZM26 71L25 73H24V76H23V78L22 77H20V75H22V73H23V71ZM92 70V71H91ZM191 71L192 73L190 74V76L192 75V77L190 78V76H189V74H187V77H186V72L188 73V71ZM211 70V69H210ZM4 71H6V72H4ZM16 71V72H15ZM50 71H52V72H50ZM55 71V72H54ZM57 71V72H56ZM112 71H115L116 73V77H115V74H114V72H112ZM171 71H173V73L171 72ZM3 72L5 73V74H3ZM12 72V73H11ZM54 72V73H53ZM170 72H171V75H170ZM8 73H11V74H8ZM59 73H62V74H59ZM103 73V74H102ZM119 73V74H118ZM120 73L121 74H123L121 77H122V79H120L119 80V77L117 78V75H120ZM169 73V74H168ZM190 73V72H189ZM7 74H8V76H7ZM13 74V75H12ZM17 74H20V75H17ZM59 74V75H58ZM12 75V76H11ZM15 75H17L16 77H15ZM62 75V76H61ZM82 76L81 78H80V76ZM111 75L113 76V78L111 77ZM128 76V77H126V76ZM174 75V76H173ZM19 76V77H18ZM64 76H65V78H64ZM125 76V77H124ZM169 77V76H171V79H170V77L167 79V78H165V77ZM195 76H197V77H195ZM63 77V78H62ZM95 77V78H94ZM124 77V78H123ZM186 77V78H185ZM193 77H195V78H197L199 81L198 82H202V83H198L197 82V79H195V78H193ZM201 77V76H200ZM68 78V79H67ZM92 78V79H91ZM180 78H181V81H179L180 80ZM193 78V79H192ZM206 78H207V76H206ZM25 79V81H23V80ZM28 81H27V80ZM30 79V80H29ZM174 79V81L172 82V81H170V80H173ZM178 79V80H177ZM213 79V78H212ZM211 79V80H212ZM169 80V81H168ZM192 80H196V82H194L195 83V85L193 84V82H192ZM87 81V82H86ZM93 81V82H92ZM163 81H165L167 84H169V82H170V84H169V86H167V84L165 83L164 84V82ZM168 81V82H167ZM179 81V82H178ZM27 82V83H26ZM28 82L30 83L29 85H27L28 84ZM84 82H85V84H87V85H85L84 84ZM157 82H159V83H162L161 84V86L160 85H158L159 83H157ZM177 82L178 83H180L181 84V87H180V85L178 86V87H180L181 88V90H180V88H179V91L177 90L178 89V87H176L178 84H177ZM191 82V83H190ZM24 83H26V84H24ZM127 83H128V85H127ZM171 83H172V85H171ZM175 83V84H174ZM190 83V84H189ZM198 83V84H197ZM73 84V85H72ZM76 84V85H75ZM81 84V85H80ZM82 84H84V86L82 87ZM157 84V85H156ZM173 84H174V86H175V88H176V91H175V88H174V86H173ZM14 85V86H13ZM80 87H79V86ZM150 85H149V87H150ZM155 85V86H154ZM164 85L165 86H167L166 88L164 87ZM192 85H193V87H195V86H197V90H196V87H195V91H194V88L192 87ZM72 86V87H71ZM87 86V87H86ZM92 86H94L95 87V89L94 88H89V87H92ZM159 86V87H158ZM162 86H163V88H162ZM189 86H190V88H189ZM201 87H202V85H200ZM209 86H210V84L209 85H207V87L209 88ZM13 87V88H12ZM69 87V88H68ZM76 87V88H75ZM150 87V88H151ZM154 87V88H153ZM158 89H157V88ZM173 87V88H172ZM183 87V88H182ZM186 87H188L189 88V90H191V95H193V97L191 96V97H189L188 96V93H187V91L185 90L186 89ZM191 87H192V89H191ZM16 88H17V91H15L16 90ZM40 88V89H39ZM71 88V89H70ZM78 88H80V89H78ZM83 90H82V89ZM159 88L162 90V92H161V90H159ZM168 88L170 89V90H168ZM199 88V89H198ZM21 89V90H20ZM46 89V90H45ZM84 89L86 90V91H84ZM87 89H89V90H91L92 92V94L90 95L89 93H90V91L89 90H87ZM9 91V92H6V91ZM43 90V91H42ZM44 90H45V92H44ZM74 90V91H76L77 92V90H78V93H81V92H79V91H82V95H80V94H76V92H72V91ZM209 90V89H208ZM223 90V88H221L219 91L221 92ZM1 91L3 92V93H1ZM19 91V92H18ZM84 91V92H83ZM99 91V92H98ZM116 91V92H115ZM119 91V92H118ZM173 91V93H174V95H173V93H171ZM177 91H178V93L180 94V95H176L175 93H177ZM181 91V92H180ZM18 92V93H17ZM23 94H21V93ZM43 92V94H41ZM88 93L87 95H86V97H84L85 95H84V93ZM117 92L119 93V94H117ZM195 92V93H194ZM209 92H211V90H209ZM15 93V94H14ZM20 93V95H22L23 97H25V99L24 98H22V96H18V94ZM44 93H46V94H44ZM100 93V94H99ZM157 93V92H156ZM194 93V94H193ZM66 94V93H65ZM74 94H76V96L74 95ZM96 94H99L98 96H95ZM115 94V95H114ZM157 94H159V93H157ZM195 94H196V96H195ZM4 95V96H3ZM84 95V96H83ZM90 95V96H89ZM118 95V96H117ZM169 95H170V97H169ZM3 96V97H2ZM81 96H83L84 98H86L87 99V101H85V99H83ZM94 96V97H93ZM99 96V97H100ZM164 96H166V97H168V99L166 100V97H164ZM172 96H176V99L174 98L173 99V101H170L171 100V98H173ZM14 97V98H15ZM21 97V98H20ZM44 97H47L46 99L44 98ZM89 97V98H88ZM96 97V98H95ZM114 97V98H113ZM157 97V98H156ZM159 97H160V100H158L159 99ZM163 97H164V99H163ZM5 98V97H4ZM72 98V99H71ZM91 98V99H90ZM92 98H93V100H92ZM163 100H166V101H163ZM170 98V99H169ZM1 99H0V101H1ZM114 99V100H113ZM157 99V103L159 104V105H157L156 104V102H155V100ZM25 100V101H24ZM73 100H75L76 102L75 103H73ZM22 101H24V102H27L28 104L26 105V103L24 104V102H22ZM79 101L77 102V103H79ZM160 101H161V103H160ZM225 101V100H224ZM222 102V103H224L223 105L224 106H226L227 105V101L226 102ZM83 102H85L84 104H83ZM163 102V103H162ZM170 102H172V103H170ZM24 105H23V104ZM156 104V107H154L155 106V104ZM170 105H169V104ZM213 103V102H212ZM212 103L211 104H208V106H207V112H206V117H207V121H209L210 119V116L211 117H214L215 116V112L212 110L213 109V107L214 106H212ZM160 104L162 105L161 106V109H160ZM164 104V105H163ZM173 104V105H172ZM47 105H45V106H43V108L45 109V111H49L50 109H52V107H48ZM77 105V104H76ZM86 105V104H85ZM28 106V107H27ZM80 106V107H81ZM46 107V108H45ZM38 108V109H39ZM49 108V109H48ZM79 107H77V108H75V109H73V110H76V109H78ZM147 108V107H146ZM158 110H162L161 112L160 111H158V114L156 113L157 111H156V109ZM210 108V109H209ZM152 109V110H151ZM53 110V109H52ZM52 110H50V114L51 115H53V113H54V115L56 116V113L57 112H54V110H53V112H51ZM72 109L70 110V111H73ZM226 111H228V110H230V109H225ZM70 111H68V112H70ZM128 111L130 112V109H129V107H128ZM156 111V112H155ZM212 111V112H211ZM245 111H248V112H250V113H253V114H256V115H259V116H262V117H264V112H258V111H254V112H252V111H250V110H245ZM67 112V113H68ZM160 112V113H159ZM164 112V113H163ZM182 112H183V108L181 107L179 110H178V115H181L182 114ZM32 113V112H31ZM149 113V114H148ZM162 113V114H161ZM184 113H185V118L187 119V117H189L190 116V112H189V110H187V109H185L184 110ZM261 113V114H260ZM263 113V114H262ZM152 114V115H153ZM67 116V114L65 113L63 116ZM132 115H135V114H132ZM164 115H165V118H164ZM213 115V116H212ZM238 115H240V114H238ZM234 116H235V114H234ZM233 116V117H234ZM47 117V118H46ZM151 117V116H150ZM168 117V118H167ZM231 118L233 121H231V122H227L226 124H225V128H224V130H226V129H229V128H232V127H234V126H236L237 124H239L240 122H241V120H242V115H240V117L239 118H237V117H235V118ZM20 118H21V120L23 121V123L25 124L26 122H28V120H29V123H27V124H25V125H27V128H28V130H30V128H32L33 130H35L34 132L35 133H33V134H37V131H38V127L40 128V130H41V132H42V134H43V137H44V140H45V144H46V147H47V150L48 151H51V147H50V140H49V138H48V136H47V134L45 133V131H43V129H44V127H43V129L41 128L42 127V125H45L46 123H48L49 121H50V124L49 125H51V119L49 118V115L47 114L46 116H45V122L46 123H44V119H40V121H39V119H37L36 118V120L34 119V118H29V117H26L25 118V116H21L20 115ZM27 118H29V119H27ZM163 118H164V120L167 122H165L164 120H163ZM31 119H32V121H31ZM234 119H239L237 122H236V120H234ZM169 122H168V121ZM38 121V122H37ZM43 121V122H42ZM235 121V122H234ZM32 122V123H31ZM165 123H166V125H169V126H166L165 127ZM230 123V124H229ZM232 123V124H231ZM242 123H244V124H242V129H249V128H252V129H254V130H259L260 128H259V126H258V121H256V120H254V119H244L243 120V122ZM33 124V125H32ZM31 125V126H30ZM35 125V126H34ZM39 125V126H38ZM212 126V128H213V126H214V130H217V129H220V128H218V127H215V125H211ZM31 129V130H32ZM45 133V134H44ZM264 133V131L263 132H259V133H256L255 135H253V134H249V135H246L245 137H243L242 138V142L243 143H246L247 142V144H249L250 143V141H251V139L253 138V139H259V137L262 135ZM0 135H1V137H2V139H3V149H4V153H5V157H6V160H7V162L9 163V165L13 168V170L17 173V175L21 178V179H24V178H26V176H27V172H26V170L28 169V167H27V169L25 168L24 169V167H26L25 165H24V163L22 162V163H20L19 161H21V159L20 158H18V157H20L19 156V152H18V150H16V145H15V143L14 142H11L12 140L11 139H7L6 137H5V134H4V132L2 131V126L0 125ZM47 137H46V136ZM251 135H253V137L251 136ZM259 136V137H258ZM252 137V138H251ZM35 138H37V136H35ZM46 138V139H45ZM247 138V139H246ZM248 140H250V141H248ZM0 141H1V138H0ZM9 141V142H8ZM0 144H1V142H0ZM6 145H7V147H6ZM13 145V146H12ZM250 145V144H249ZM248 145V147H247V150L245 149L246 148V146L243 148L242 146H238V147H236L234 150L235 151H233V153H232V156H233V158L235 159V160H238V161H240V160H244L246 157H247V155H246V157L245 156H243L244 154H245V152H251V153H253L254 154V150L253 149H251L250 148V146ZM19 149V148H18ZM242 149V150H241ZM240 150V151H239ZM237 152H238V155H237ZM8 153V154H7ZM236 153V154H235ZM240 153V154H239ZM11 155V156H10ZM257 156H258V154H256ZM9 156H10V159H9ZM242 156V157H241ZM245 157V158H244ZM254 157V155H251L250 156V158H253ZM256 157V156H255ZM250 158H248L247 157V160L249 159L250 160ZM18 159H20V160H18ZM255 159V158H254ZM27 163H28V161H27ZM23 164V165H22ZM22 165V166H21ZM26 165H28V164H26ZM24 166V167H23ZM25 172V173H24ZM242 173H239V171L237 172V178L239 179V180H241V181H245V182H248V183H250V186H248V187H246L245 189H244V192L245 193H250L254 188H256V190H255V193H257V192H259L261 189H263L264 188V171L262 172V174L261 175H253V176H249V175H246V176H244V175H241ZM25 176V177H24ZM3 182V170H2V167H1V164H0V184ZM218 193V190H216V191H214V195L216 196H220V195H218L217 194ZM222 196H226L227 195V193H228V191H227V193H226V191H225V193H224V191L222 190ZM264 200V191L259 195V197H258V199H257V201H256V203H255V208L257 207V206H259V204L262 202ZM256 210H257V208H256ZM259 212V211H258ZM259 213H261L263 216H264V211H262V212H259ZM252 214L254 215L255 214V211H252Z\"/></svg>",
	"mask_w": 264,
	"mask_h": 264
}]
</instances>
